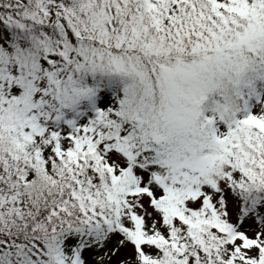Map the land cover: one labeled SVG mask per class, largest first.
Listing matches in <instances>:
<instances>
[{
	"label": "snow or ice",
	"instance_id": "6c2138e0",
	"mask_svg": "<svg viewBox=\"0 0 264 264\" xmlns=\"http://www.w3.org/2000/svg\"><path fill=\"white\" fill-rule=\"evenodd\" d=\"M0 264H264V0H0Z\"/></svg>",
	"mask_w": 264,
	"mask_h": 264
}]
</instances>
